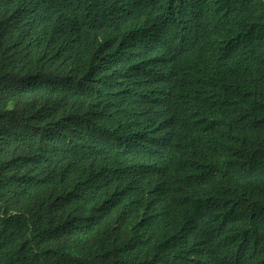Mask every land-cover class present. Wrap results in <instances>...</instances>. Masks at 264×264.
<instances>
[{
  "label": "trees",
  "instance_id": "1",
  "mask_svg": "<svg viewBox=\"0 0 264 264\" xmlns=\"http://www.w3.org/2000/svg\"><path fill=\"white\" fill-rule=\"evenodd\" d=\"M196 17L213 41L178 52L187 92L177 107L145 71L95 66L74 48V30L122 24L125 42L159 37L167 53ZM42 31V40L24 37ZM93 95L99 103L86 115ZM140 104L181 112L184 177L198 192L170 198L158 168L169 151H149L150 134L129 125ZM55 108L67 131L50 137ZM101 143L119 157L125 181L100 196H114L115 207L140 204L133 219L88 216L79 197L91 190L57 149L88 155ZM262 173L264 0H0V264H264Z\"/></svg>",
  "mask_w": 264,
  "mask_h": 264
},
{
  "label": "clouds",
  "instance_id": "2",
  "mask_svg": "<svg viewBox=\"0 0 264 264\" xmlns=\"http://www.w3.org/2000/svg\"><path fill=\"white\" fill-rule=\"evenodd\" d=\"M167 10L172 23V31L176 33L180 21L177 15L171 11L169 1ZM190 21L194 30H181L175 45L167 53H161L158 50L159 37L150 38L148 42L145 41L144 43L125 42L119 35L121 30H125L122 24L117 30L99 29L90 33L74 30V48L83 60L95 66L113 64L125 67L127 73H133L137 70L145 71L151 85L156 90L164 91L168 101L177 107L187 92V76L177 61L178 52L183 51L187 45L204 49L213 41V31L210 26L198 21V17ZM45 36L47 34L42 31L35 35L26 34L24 37H28V41H32L42 40ZM248 55L251 57L259 55L255 45L249 46ZM249 88L250 84L246 79L245 89L248 90ZM62 98L68 103L65 96ZM98 103V98L95 95L89 97L84 104L86 115ZM118 111L119 109L115 112V116ZM64 115L65 112L58 108L49 112L45 123L51 128L50 137H58L66 133L67 125L63 122H55L56 119ZM180 118L181 112L178 110L171 112L151 105L149 111L146 112L141 104L138 110L130 111L129 117L131 127L146 130L150 134L146 144L149 151H169V163L160 164L158 168L165 175L164 184L169 190L170 198L180 190L198 192L197 188L189 184L184 177L183 170L190 168L183 164L187 156V141L181 136L179 130ZM57 149L71 157L77 173L76 177L91 190L89 196L85 197L83 194L79 197V205L88 216L94 218L110 217L121 221L133 219L138 215L140 204L115 207L117 199L114 196L108 199L100 196L105 194L102 192H116L123 187L125 181V175L120 169L119 157L110 148L101 143L98 153L88 155H80L60 146ZM176 162L180 164V167L176 165ZM135 197L140 202V197Z\"/></svg>",
  "mask_w": 264,
  "mask_h": 264
}]
</instances>
